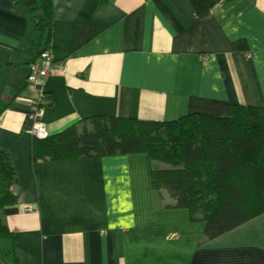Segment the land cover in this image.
<instances>
[{"label":"crops","instance_id":"obj_1","mask_svg":"<svg viewBox=\"0 0 264 264\" xmlns=\"http://www.w3.org/2000/svg\"><path fill=\"white\" fill-rule=\"evenodd\" d=\"M0 0V151L16 171L12 264H264V211L211 237L163 191L147 152L34 159L33 107L49 134L84 118L176 120L264 106V0H52L51 41L66 70L40 86L45 48L29 3ZM47 94L48 100L44 97Z\"/></svg>","mask_w":264,"mask_h":264},{"label":"trees","instance_id":"obj_2","mask_svg":"<svg viewBox=\"0 0 264 264\" xmlns=\"http://www.w3.org/2000/svg\"><path fill=\"white\" fill-rule=\"evenodd\" d=\"M190 1L203 17L220 0ZM29 5L47 48L53 2L34 0ZM139 151L150 157L155 191L166 189L175 206L187 207L193 219H204L208 236H217L264 211V106L236 104L228 116L192 112L162 121L97 115L33 139L34 159ZM15 180L9 154L0 151V241L3 254L11 261L13 232L3 216L18 211L12 189Z\"/></svg>","mask_w":264,"mask_h":264},{"label":"built area","instance_id":"obj_3","mask_svg":"<svg viewBox=\"0 0 264 264\" xmlns=\"http://www.w3.org/2000/svg\"><path fill=\"white\" fill-rule=\"evenodd\" d=\"M27 81L30 84L40 86L46 82L49 76L62 73L66 70L65 65L55 59L53 50L50 46L40 51L27 64ZM43 106L40 101L35 102L33 107L34 123L31 132L35 137H46L49 132L45 124L41 121Z\"/></svg>","mask_w":264,"mask_h":264},{"label":"rangeland","instance_id":"obj_4","mask_svg":"<svg viewBox=\"0 0 264 264\" xmlns=\"http://www.w3.org/2000/svg\"><path fill=\"white\" fill-rule=\"evenodd\" d=\"M155 163H156V165H158V166H160V167L165 166V164L162 163V162H155ZM163 191L168 192L166 189H160L159 191H157V196H158V198L164 200V197H163ZM169 195H170V194H169ZM170 196H171V195H170ZM2 249L4 250L5 247H4V245H3V242L0 241V264H12V262H11V258L5 256V254H3V252H2Z\"/></svg>","mask_w":264,"mask_h":264}]
</instances>
